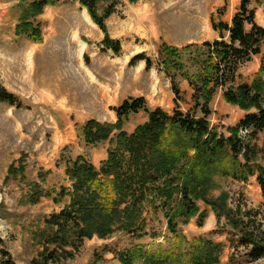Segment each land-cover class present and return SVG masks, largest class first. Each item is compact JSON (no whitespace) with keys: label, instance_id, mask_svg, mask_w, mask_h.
<instances>
[{"label":"rangeland","instance_id":"obj_1","mask_svg":"<svg viewBox=\"0 0 264 264\" xmlns=\"http://www.w3.org/2000/svg\"><path fill=\"white\" fill-rule=\"evenodd\" d=\"M22 1L0 0V89L14 96V104L0 102V264H34L43 249L42 236L48 232L45 219L64 204L56 203L53 196L30 202L33 183L59 191L71 186L64 158L85 155L97 167L107 158L111 141L88 145L83 135L86 121L115 122V108L129 97H145L150 109L173 112L176 96L158 63L161 44L182 49L218 39L213 21L231 25L242 0H120L106 20L110 37L120 42L119 52L104 44L102 30L74 1L46 6L36 20L42 26V42L17 34ZM250 8L264 27V0H251ZM140 55L151 59L150 68L145 59H136ZM263 55L264 45L261 54L240 69L241 82L253 80ZM179 83V105L186 112L193 107L194 90L184 79L179 78ZM210 107L211 126L225 134L245 115L224 100L221 89ZM147 119L145 111L133 113L124 129L132 133ZM258 142L264 143V135ZM260 162L264 165V157ZM218 181L214 196L227 191L230 206L258 213L264 227V191L257 177L247 183L226 177ZM199 206L207 211L203 226L198 225V217L182 225L190 241L204 236L223 243L220 264H264V258L251 261L248 247L238 244L239 236L225 217L218 219L203 202ZM153 227L161 235L155 239L138 240L122 232L86 238L75 258L62 264H122L113 250L141 243L153 249L170 247L172 238L163 215Z\"/></svg>","mask_w":264,"mask_h":264},{"label":"trees","instance_id":"obj_2","mask_svg":"<svg viewBox=\"0 0 264 264\" xmlns=\"http://www.w3.org/2000/svg\"><path fill=\"white\" fill-rule=\"evenodd\" d=\"M60 1L78 2L87 9L105 35L104 44L120 51V42L110 37L106 24L120 0H23L17 34L42 42V26L36 20L46 6ZM250 5L251 0L241 1L231 25L213 21L218 39L182 49L161 44L158 63L176 96L173 112L150 109L145 97L125 99L115 108V122L89 119L83 127L88 145L111 141L107 158L99 167L85 155L64 158L70 187L49 191L32 184L30 202L53 196L56 203H64L45 219L48 232L42 236L43 249L34 264L74 259L85 239L94 235L108 238L122 232L138 240L158 238L161 235L153 222L160 215L172 238L170 247L153 249L141 243L124 251L113 250L122 264H220L223 243L204 236L190 241L182 231V225L194 217L203 226L207 211L200 209L199 202L211 207L218 219H227L239 236L238 244L248 247L251 261L264 258V227L259 214L240 205L230 206L225 190L214 196L220 188L218 177L247 183L256 176L264 191V165L260 162L264 143L258 142L264 135V55L253 80L240 81V69L261 54L264 45V27L257 23ZM136 59H145L147 68L152 66L145 56ZM179 78L194 90L193 107L186 112L179 105ZM220 89L226 102L245 111L236 125L227 127L228 134L209 121L210 105ZM0 102L14 104V96L1 88ZM141 111L148 119L134 132L125 131L129 116Z\"/></svg>","mask_w":264,"mask_h":264},{"label":"crops","instance_id":"obj_3","mask_svg":"<svg viewBox=\"0 0 264 264\" xmlns=\"http://www.w3.org/2000/svg\"><path fill=\"white\" fill-rule=\"evenodd\" d=\"M80 6H81V5H80ZM81 8H82V12H83V14H86V16H87L88 18H90L89 14H88V11H87L85 8H83L82 6H81Z\"/></svg>","mask_w":264,"mask_h":264}]
</instances>
